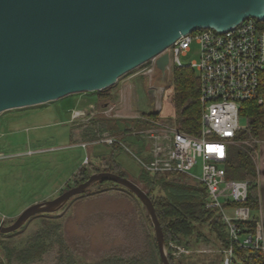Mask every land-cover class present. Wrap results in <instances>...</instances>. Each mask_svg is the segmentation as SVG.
<instances>
[{"label":"rangeland","instance_id":"rangeland-1","mask_svg":"<svg viewBox=\"0 0 264 264\" xmlns=\"http://www.w3.org/2000/svg\"><path fill=\"white\" fill-rule=\"evenodd\" d=\"M198 58L196 43L186 55L180 56L184 65ZM137 69L124 74L110 87L116 94L112 101L101 97L97 102L94 92H81L0 113V223L8 225L31 204L53 199L68 186H75L70 179L79 167L87 163L100 167L101 160L112 152L108 145L92 143L98 135L110 133V129L99 130L100 122L117 120L120 128L132 125L122 116L115 118L103 114L104 108L120 102L121 93H126L130 108L137 116L154 112L160 104V119L166 121L173 117L169 100L171 70L164 76L155 73L149 79ZM161 85L165 90L155 92ZM91 103L92 107H88ZM75 111H83L84 118H76ZM92 121H96L94 125ZM167 123L165 125H172ZM135 125L136 131L143 128ZM238 125L242 127L240 130L246 127L243 116L239 117ZM110 134H115L123 145L134 147L137 155L142 156L138 138L119 132ZM81 143L87 146L83 148ZM262 147L264 143L261 142L257 147L259 156ZM112 156L127 177L146 192V185L140 181L145 171L123 146L113 151ZM85 157L88 158L86 164ZM91 169L86 167V172L90 174ZM191 173L198 176L199 166ZM166 176L190 179L178 173ZM154 192L164 194L158 188ZM226 213L232 214L230 209H226ZM249 216L262 222V207L250 209ZM203 230L208 234L206 226ZM59 234L63 245L54 241ZM36 235L38 244H45L42 252L28 260L20 259L23 251L31 245L35 247L33 237ZM153 236L151 221L136 196L120 187L93 184L84 194L69 199L57 212L33 216L12 234L0 236V264H99L113 256L124 262L135 259L151 262L155 257ZM204 245L207 246L201 242L189 249L192 253L179 256L172 255L169 249L167 255L169 252L173 258L190 264H220L221 249L210 244L213 252H198L199 246Z\"/></svg>","mask_w":264,"mask_h":264},{"label":"water","instance_id":"water-1","mask_svg":"<svg viewBox=\"0 0 264 264\" xmlns=\"http://www.w3.org/2000/svg\"><path fill=\"white\" fill-rule=\"evenodd\" d=\"M249 17L264 19V0H0V113L110 88L181 35L228 30ZM168 62L166 52L156 59L162 76ZM97 181L119 184L138 198L159 259L170 264L151 199L131 179L108 171L31 204L12 223H0V233L57 212Z\"/></svg>","mask_w":264,"mask_h":264},{"label":"built area","instance_id":"built-area-1","mask_svg":"<svg viewBox=\"0 0 264 264\" xmlns=\"http://www.w3.org/2000/svg\"><path fill=\"white\" fill-rule=\"evenodd\" d=\"M193 43L199 46V58L184 65L180 56L186 55ZM165 52L169 55L166 71L171 67L187 66L198 75L201 106L199 134H186L174 125H165L167 121L162 119L135 115L126 99V93H121L120 102L104 108L103 114L115 118L122 116L130 121L139 120L147 124L138 131L130 125L124 133L139 139L142 156L137 155L134 147L123 145L115 134L103 133L92 143L123 146L142 171L147 173H178L197 181L205 188L206 208L220 215L230 243L260 253L264 261V221L251 218L250 208L243 205L247 199L249 181L226 177V161L231 148L240 144L250 147L256 145L253 160L258 184L260 182L257 147L259 143H264V134L243 141H235L234 136L242 129L238 125L241 104L249 100L262 102L259 82L264 70V19L249 17L228 30L206 28L181 35L163 52L137 67L140 74L151 79L152 75L160 73L156 68V59ZM164 90L165 87L161 85L155 92ZM155 111H160V104ZM74 116L81 119L85 114L83 111H75ZM80 145L85 148L87 143ZM87 162L88 158L85 157L84 163ZM197 166L200 174L195 176L191 171ZM226 209H230L232 214L228 215ZM250 220L255 222L254 231L242 233L240 224ZM168 246L172 249V255L192 253V250L173 243ZM198 252L209 253L213 249L211 245H204L199 246ZM220 253L223 255L220 264H233L231 246L221 249Z\"/></svg>","mask_w":264,"mask_h":264},{"label":"trees","instance_id":"trees-1","mask_svg":"<svg viewBox=\"0 0 264 264\" xmlns=\"http://www.w3.org/2000/svg\"><path fill=\"white\" fill-rule=\"evenodd\" d=\"M170 70L171 93L169 94V100L173 107L174 114L173 117L166 121L176 126V128L182 132L196 136L200 132L201 113L199 102L200 82L198 75L194 69L187 66L171 67ZM111 90L112 88H107L102 91H94L97 102H99L101 97L107 101L114 100L116 94ZM259 94L262 97L261 103L249 100L241 104L239 115L246 119V127L243 130L237 131L234 136L235 141L259 138L264 134V70L260 75ZM142 116L151 119H160L159 112L157 111L143 114ZM115 121L117 120L101 121L99 130L103 131L105 129H110V133L119 132L124 134L128 130L127 126L120 128ZM95 122L96 121H92V125H94ZM130 122L133 126L135 124L143 127L147 126V124L142 123L139 120ZM110 147L112 149L111 155L101 160L100 167H94L91 163L79 167L70 179L72 185H77L85 181L92 173L100 171L113 172L129 178L121 170L120 166L115 162L112 156L113 151L119 146L114 144ZM254 149H256V145H253L252 147L245 144L233 146L226 161V177L229 179L249 181L247 199L243 205L252 210H257L260 208V191L262 189L259 190L257 170L253 160ZM88 166L92 167L90 174L86 172V167ZM141 175L142 179L140 181L146 185V193L154 205L167 251L169 250V243H174L187 249H191L202 242L207 245L211 244L218 249H226L231 246L233 252V264H264L260 253L249 249H241L230 243L225 225L222 222L220 215L217 214L215 210L206 208L204 203V197L206 194L205 188L197 181L187 179L186 177H167L166 174L162 173L150 175L147 172H142ZM258 178L260 182H262V187H264V147L260 150ZM99 183L109 184L113 187H120L133 194L123 186L110 181H97L93 184ZM68 187L70 188L71 186ZM156 188L164 191V194H155L154 191ZM262 207V216L264 218V193ZM240 225L243 228L242 233H252L254 231L255 222L250 220L242 222ZM203 226H206L208 234L204 232ZM4 235L7 234L0 233V236ZM37 236L38 235L33 237L35 247L31 245L27 250L23 251L21 256H19L20 259L28 260L40 255L45 244L42 243V245H39V237ZM54 241L61 245L64 244L61 234L57 235ZM153 246L155 257L151 262L143 259L124 262L119 257L113 256L111 259L99 264H162L158 256L155 235L153 236ZM219 255V261L221 262L223 255ZM168 260L170 264H190L184 262L183 259L173 258L169 252Z\"/></svg>","mask_w":264,"mask_h":264},{"label":"crops","instance_id":"crops-1","mask_svg":"<svg viewBox=\"0 0 264 264\" xmlns=\"http://www.w3.org/2000/svg\"><path fill=\"white\" fill-rule=\"evenodd\" d=\"M93 103L89 104L88 107H92ZM80 145V144H79ZM81 146V145H80ZM260 181V180H259ZM262 189V190H261ZM259 190L260 191V206L262 207L263 206V193H264V187H262V182H259ZM262 210H263V207H262ZM263 214V213H262ZM263 221H264V218H263Z\"/></svg>","mask_w":264,"mask_h":264}]
</instances>
